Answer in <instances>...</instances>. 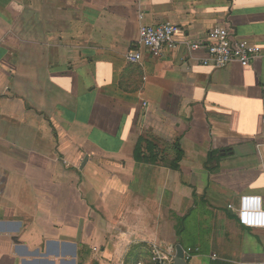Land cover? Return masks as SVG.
<instances>
[{
	"label": "crops",
	"instance_id": "obj_1",
	"mask_svg": "<svg viewBox=\"0 0 264 264\" xmlns=\"http://www.w3.org/2000/svg\"><path fill=\"white\" fill-rule=\"evenodd\" d=\"M166 22L202 44L228 27L260 57L215 70L180 45L129 64ZM244 195L264 205V0H0V264H153L154 246L264 264Z\"/></svg>",
	"mask_w": 264,
	"mask_h": 264
},
{
	"label": "built area",
	"instance_id": "obj_2",
	"mask_svg": "<svg viewBox=\"0 0 264 264\" xmlns=\"http://www.w3.org/2000/svg\"><path fill=\"white\" fill-rule=\"evenodd\" d=\"M142 19L143 17L140 16ZM181 33L179 26L166 22L157 26H141L137 44L126 54L129 64L142 62L141 49L148 50L151 54L160 56L165 49H177L184 46L189 53L204 51L206 57L202 59L203 66H210L215 70L224 69L237 64L248 68L260 57V50L248 40L240 39L231 34L228 27L215 26L208 33L207 44L185 40L178 41ZM232 209L231 206H229ZM239 214L246 228L264 229L263 199L257 195H244L239 201ZM192 249L185 252V261L191 260ZM175 254L164 252L158 247H153V264H173Z\"/></svg>",
	"mask_w": 264,
	"mask_h": 264
},
{
	"label": "trees",
	"instance_id": "obj_3",
	"mask_svg": "<svg viewBox=\"0 0 264 264\" xmlns=\"http://www.w3.org/2000/svg\"><path fill=\"white\" fill-rule=\"evenodd\" d=\"M156 146L150 143L145 138H140L136 150L135 159L139 163L155 164L158 162V156L155 153ZM183 157L182 151H178L176 159L169 163L172 170L178 171L180 169L179 163Z\"/></svg>",
	"mask_w": 264,
	"mask_h": 264
},
{
	"label": "water",
	"instance_id": "obj_4",
	"mask_svg": "<svg viewBox=\"0 0 264 264\" xmlns=\"http://www.w3.org/2000/svg\"><path fill=\"white\" fill-rule=\"evenodd\" d=\"M86 162H87V159L85 160L83 164H86ZM173 264H188L185 261V252L181 246L177 247L176 256L174 257Z\"/></svg>",
	"mask_w": 264,
	"mask_h": 264
},
{
	"label": "rangeland",
	"instance_id": "obj_5",
	"mask_svg": "<svg viewBox=\"0 0 264 264\" xmlns=\"http://www.w3.org/2000/svg\"><path fill=\"white\" fill-rule=\"evenodd\" d=\"M144 264H149V263H148V261H146V260L144 259Z\"/></svg>",
	"mask_w": 264,
	"mask_h": 264
}]
</instances>
